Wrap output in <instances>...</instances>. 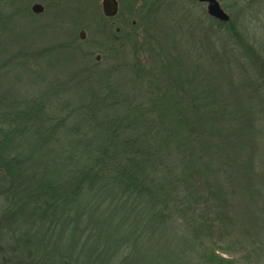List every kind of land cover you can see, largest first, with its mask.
<instances>
[{
    "label": "rangeland",
    "instance_id": "obj_1",
    "mask_svg": "<svg viewBox=\"0 0 264 264\" xmlns=\"http://www.w3.org/2000/svg\"><path fill=\"white\" fill-rule=\"evenodd\" d=\"M7 1L4 10H0V97L27 100L48 95L53 98V105L60 108L55 113L70 117L57 137L58 144L51 146L48 153L43 151L46 154L44 163L26 158L22 176L12 177L11 181L6 179L13 186L7 194L11 196L12 192L17 196L18 190L33 189L37 173L44 171L62 180L67 170L75 167L76 160L84 157L81 154L83 144L76 146L72 142L77 133L86 134L80 128L94 137V131L87 127L88 121H82L87 118L84 114H97L101 121L104 120L100 108L105 81L109 82L116 97L132 94L135 86L131 83L140 62L136 55L141 51L139 45H130L128 37L133 28L141 37L149 28L151 33L147 31L148 34L155 36L153 40L157 42L153 50L146 51L166 55V60H171L167 56L170 53L176 63L180 62L187 93L217 86L228 112L225 122L215 125L214 135L211 137L210 131L205 138V149L196 152L202 153V158L198 161L201 172L195 177V184L203 195V203L196 212L211 219L206 201L211 191L220 189L222 197L229 199L233 218L232 229L215 230L218 247L228 252L225 254L220 249V255L233 264H264L263 65L234 42L227 29L216 26L208 15L207 5L192 0H121L118 16L108 21L102 12L103 0ZM219 2L233 24L244 32L246 40L264 52V0ZM35 3L44 6L43 13L32 12ZM147 7L153 9L150 15ZM113 22L121 30L124 28L125 33L114 35ZM81 31L85 32L84 40L79 37ZM73 40L74 47H67ZM114 40L121 42L125 49L119 51ZM150 59L148 55L143 56L146 64ZM154 59L158 61L157 57ZM97 79L103 81L98 83ZM101 87L103 92H100ZM90 121L99 127L94 119ZM87 197L77 206L69 204L62 214L58 213L66 220L43 222L35 237L39 228H31L34 223L28 222L25 227L22 225L25 217L7 218L5 212L13 199L5 200L1 196L0 234L9 239L26 228L34 239L32 250L38 253L41 250L40 254L51 257L52 261L59 254H68L74 249L73 245L82 250L90 235L93 239L86 250L106 248L116 240V236L110 239L108 231L114 227L109 225L104 231L100 223L109 220L115 201L102 199L100 195ZM24 204L25 201L23 208ZM30 211L29 208L27 214ZM121 215L117 217L116 214L115 221H119ZM101 232L102 237L97 238ZM74 233L78 234L75 239ZM119 263V260L115 262ZM137 264L141 263L137 261Z\"/></svg>",
    "mask_w": 264,
    "mask_h": 264
},
{
    "label": "trees",
    "instance_id": "obj_2",
    "mask_svg": "<svg viewBox=\"0 0 264 264\" xmlns=\"http://www.w3.org/2000/svg\"><path fill=\"white\" fill-rule=\"evenodd\" d=\"M7 3L0 0V10H4ZM152 10L148 8L147 14ZM213 20L263 65L261 75L264 76V52L253 47L231 19L228 22ZM134 30L128 40L133 47L139 45L141 54L136 55L140 62L131 83L135 86L132 94L116 97L109 82H102L105 94H101L100 111L108 125L97 114H84L87 118L82 121H88L87 127L94 131V137L79 129L91 136L80 132L75 135L72 142L76 146L83 144L84 157L76 160L75 167L67 170L62 180L44 171L37 173L33 189L18 190L17 196L12 192L11 196L7 194L13 187L7 182L12 177L22 176L26 158L44 163L43 151L48 153L51 146L58 144L57 137L70 117L69 114L57 115L55 112L60 108L53 105V98L48 95L27 100L0 97V197L13 199L5 212L7 218L25 217L23 226L27 227L29 222L34 223L31 228H39L34 234L36 237L41 224L48 219L66 220L59 214L67 205L77 206L88 195L90 198L100 195L102 199L115 201L109 220L100 224L104 231L109 225L114 227L108 231L110 239L116 236V240L106 248L86 250L93 239L90 235L82 250L73 245L74 249L68 254H59L52 261L51 257L41 255V250L40 253L32 250L34 239L25 228L9 239L0 234V264H115L118 260L119 264H137V261L141 264L234 263L220 255L221 247L214 239L216 228L219 232L233 228L229 199L222 197L220 189L211 191L206 201L211 219L196 212L203 203V195L195 184V177L201 172L198 161L202 153L196 152L205 149V138L210 131L211 137L214 135L215 125L224 123L228 114L218 95L219 89L211 86L187 93L180 62L176 63L170 53L167 56L171 60H166V55L146 51L156 46L155 36L148 34L147 31L151 33L149 28L144 37L137 36ZM123 32L124 28L114 35ZM111 36L109 38L113 39ZM74 42L67 47L73 48ZM118 49L122 51L125 46L120 42ZM145 55L151 58L147 64L143 60ZM101 79L96 81L100 83ZM102 87L100 92H103ZM90 119L99 127L93 126ZM29 208L31 211L27 214ZM116 214L117 217L122 214L119 221H115ZM77 235L74 233V239ZM101 237L102 232L97 238Z\"/></svg>",
    "mask_w": 264,
    "mask_h": 264
},
{
    "label": "water",
    "instance_id": "obj_3",
    "mask_svg": "<svg viewBox=\"0 0 264 264\" xmlns=\"http://www.w3.org/2000/svg\"><path fill=\"white\" fill-rule=\"evenodd\" d=\"M200 3L207 5L208 15L221 22H228L230 15L223 9L218 0H196ZM103 13L106 17H115L119 13V5L117 0H103L102 2ZM32 12L35 14H41L44 12L43 5L35 3L32 6ZM80 38L84 40L85 32L81 31Z\"/></svg>",
    "mask_w": 264,
    "mask_h": 264
},
{
    "label": "flooded vegetation",
    "instance_id": "obj_4",
    "mask_svg": "<svg viewBox=\"0 0 264 264\" xmlns=\"http://www.w3.org/2000/svg\"><path fill=\"white\" fill-rule=\"evenodd\" d=\"M103 2V1H102ZM117 2H118V5H119V12H120V9H121V0H117ZM121 2V3H120ZM203 4V3H202ZM44 7V6H43ZM44 10H45V8H44ZM102 12H103V7H102ZM119 14V13H118ZM103 15H104V13H103ZM118 16V15H117ZM117 16H115V17H112V18H110V17H106L105 15H104V17H105V19H107L108 21L110 20H114ZM112 28L113 27H115V32L116 33H120L121 32V28L119 27V26H117V23L116 22H113L112 24ZM98 60H100V57H98L97 58Z\"/></svg>",
    "mask_w": 264,
    "mask_h": 264
}]
</instances>
